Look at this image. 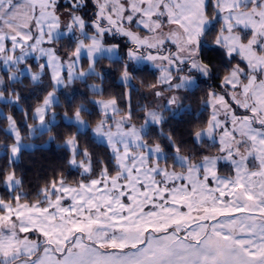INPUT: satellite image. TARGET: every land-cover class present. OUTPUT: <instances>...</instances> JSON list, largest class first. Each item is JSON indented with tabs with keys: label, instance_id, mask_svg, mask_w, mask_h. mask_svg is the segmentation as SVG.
Wrapping results in <instances>:
<instances>
[{
	"label": "snow or ice",
	"instance_id": "6c2138e0",
	"mask_svg": "<svg viewBox=\"0 0 264 264\" xmlns=\"http://www.w3.org/2000/svg\"><path fill=\"white\" fill-rule=\"evenodd\" d=\"M92 5L86 20L80 14L85 0H0V72L7 76L5 81L0 75V102L17 103L21 97L12 85L26 75L39 81L51 68L53 90L35 107L34 123L26 125L30 136L51 132L57 88L90 75L102 79L97 62L120 59L122 46H106L104 38L119 37L128 61L121 81L129 85L139 66L150 63L160 75L147 87L158 98L170 93L163 106L168 111L184 107L171 93L194 91L202 79L220 81L201 100L209 117L191 133L197 149L207 142L218 146V155L185 153L187 141L162 130L167 150L149 143L150 128L166 120L160 105L143 107L137 127L130 106L122 110L116 97L91 101L100 110L92 131L110 149L106 162H94L87 150L80 151L77 135H69L68 166L79 170L80 179L69 183L61 174L34 200L22 191L15 171L0 170V264H264V0ZM61 40H68L63 56L56 47ZM206 48L220 50L219 66L205 59ZM85 56L87 70L79 68ZM30 57L37 73L30 72ZM87 111L81 104L64 119L79 132L87 127L81 115ZM0 117L14 138L5 146L10 169L25 145L14 117L2 111ZM220 162L230 165L228 174H219Z\"/></svg>",
	"mask_w": 264,
	"mask_h": 264
},
{
	"label": "trees",
	"instance_id": "16d2710c",
	"mask_svg": "<svg viewBox=\"0 0 264 264\" xmlns=\"http://www.w3.org/2000/svg\"><path fill=\"white\" fill-rule=\"evenodd\" d=\"M60 3L62 4L61 1ZM85 4L86 7L80 14L88 20L92 15L93 5L90 0H85ZM60 11L63 12L64 9L61 8ZM213 29L214 37L217 27L214 26ZM117 42L120 41L111 40L106 36L104 38V43L107 45ZM120 43L122 45L119 51L120 59L113 58L110 60L107 57H104L97 62L95 71L96 73L102 74V79L98 75H90L83 79H76L67 87L62 86L56 90L59 101L52 109L57 117V121L52 126V131L39 134L34 138H29L28 140L33 139V141L39 145L33 149L22 150L19 159L12 164L10 169L8 168L9 153L5 146L13 143V137L5 133L4 129H6L7 120L0 117V170L15 171L16 175L22 180V191L28 194L29 199L34 200L39 189L61 174H63L69 183H75L80 179L78 170L68 166L69 150L66 146L62 145L63 141L69 135H77L79 149L87 150L92 155L94 162L97 160L106 162L109 159L110 152L107 146L96 142L91 136L89 129L77 132V128L74 124H68L64 120L65 113L70 116L74 114L75 110L81 104H83L88 111L82 112L81 115L88 121L90 126H93L100 117L98 109L93 103H91L94 96L107 99L114 96L118 99L120 108L122 110H127L128 93L130 108L134 114L133 122L140 123L142 121L137 118V114L139 116L143 115L141 108L143 98H141L140 92L141 90L148 89L149 87H147V85L156 84L158 74L153 68L140 65L139 70L135 73L136 79L132 80L130 85H125L119 82L118 78L121 74L123 63L128 62L126 48L123 47L122 42ZM67 44L68 40H61V43L56 46L59 55H64L66 48L63 46ZM221 56L222 53L218 49H205V59H210L212 63L217 66L220 65ZM28 65L32 66L34 69H38L37 63L31 61V59H28ZM81 66L83 68L87 66L86 59H83ZM5 80L7 81L6 75ZM142 81L143 83H141ZM219 83V80L209 79L207 82H204L202 79L199 83V87L194 91H184L182 103L184 107L180 108L174 114L171 112H165V122L160 128L157 126H152L150 128L147 141L149 143H160L167 150L168 141L160 135L162 130L164 134L173 135L174 139L177 141H187V143L182 146V151L185 153H187L189 149L194 151L202 150L205 154L216 151L217 149L213 146L209 147L210 149L208 150L204 149L203 147L205 145L208 146L207 142L202 148L197 149L192 143L191 133L194 130H198L203 122L209 117L210 110L201 107V100L208 91L210 85L215 86ZM95 84L102 88V94H97L91 90V86ZM12 88L15 89L21 99L17 104L6 105L0 103V107L6 114H10L14 117L17 121L21 135L26 139L28 128L24 122L26 121L28 124L34 123L31 119L32 112L35 107L42 102L46 94L53 90V82L47 68H45L39 81L33 82L27 76H24L21 77V82L13 84ZM11 90L12 89L10 88L9 91ZM25 113H27V120ZM51 137H54V139ZM44 143L47 145L42 146L41 144ZM169 163H171V161H169ZM226 166L227 165H221L220 172L222 171V168ZM94 167L97 166L94 164Z\"/></svg>",
	"mask_w": 264,
	"mask_h": 264
},
{
	"label": "rangeland",
	"instance_id": "374dc122",
	"mask_svg": "<svg viewBox=\"0 0 264 264\" xmlns=\"http://www.w3.org/2000/svg\"><path fill=\"white\" fill-rule=\"evenodd\" d=\"M61 2H62V4L64 3V0H60ZM91 1V3H92V0H90ZM88 9V8H87ZM84 10V9H83ZM83 10H82V12H83ZM210 12H211V10H209ZM61 12V11H60ZM62 13V12H61ZM62 19L65 21V22H67L66 21V18H63L62 17ZM215 27H217V30L219 29V27H220V24L219 23H217L216 25H215ZM213 30L214 29H212V31L209 33V35L207 36V42H208V44H211L212 43V41H213V39L212 38H214L213 37V34H214V32H213ZM216 34V33H215ZM215 36V35H214ZM106 37H108L109 39H111V40H118V41H120V42H122L123 43V41L118 37L117 39H113L111 36H106ZM106 46H108L107 44H105ZM111 45V44H110ZM29 59H31V61H34V62H36L37 63V61L35 60V58L34 57H30ZM83 59H86L87 60V58H86V56L85 57H83L82 59H81V61H80V63H79V68L80 69H83V70H87V68H88V60H87V66L85 67V68H83L82 66H81V63H82V61H83ZM40 63H45V59H41L40 60ZM142 65H145V66H148L149 68H153L152 67V65L150 64V63H144V64H142ZM29 66V65H28ZM31 67V68H30ZM29 68H30V72L31 73H33L32 72V69L35 71V70H38V69H34L32 66H30ZM47 67V66H46ZM49 68V67H48ZM156 72H157V74H158V77H159V75H160V72L158 71V69H156V68H153ZM51 71V73H52V70H50ZM0 75H4L2 72H0ZM50 75V74H49ZM62 75H63V77L65 78V81L67 82V76H68V71H67V69H65L64 71H63V73H62ZM30 76V75H29ZM31 77V76H30ZM51 77V76H50ZM4 78H5V75H4ZM84 78V77H83ZM83 78H80V79H83ZM76 80V79H75ZM118 80H119V82H121V83H123V84H125L124 82H122L121 81V74L119 75V78H118ZM6 81V80H5ZM74 81V80H73ZM53 82V81H52ZM131 84V83H130ZM129 84V85H130ZM61 87V86H60ZM60 87H58L57 89H59ZM96 87H100L99 85H97V84H95V85H92L91 86V90L92 91H94V89L96 88ZM184 91L185 90H180V91H178V92H173V93H171V94H175V95H178L180 98H181V102L183 103V97H184ZM95 92V91H94ZM170 93H165L164 94V97H160V98H158V97H156L155 95H154V90H152V89H150V88H148V89H146V90H141V92H140V95H141V98H143V103H142V107L141 108H143V107H145V106H147V107H149V108H151V107H154V106H156V105H160V111L162 112V114H163V116L165 117L166 116V114H165V112H171V113H176L179 109H177L176 108V106H171L172 107V111H168L167 109H165L163 106H164V104L166 103V97L169 95ZM5 95L7 96L8 95V92L7 93H5ZM47 95V94H46ZM56 97H57V94H56ZM57 99H58V97H57ZM98 99H107V98H102V97H96V96H94L93 98H92V101H94V100H98ZM58 101H59V99H58ZM0 103H3V102H0ZM15 104H17V103H15ZM129 106H130V104H129V99H128V93H127V109L129 108ZM95 107L98 109V111H99V113H100V110H99V108H98V106H96L95 105ZM131 109V108H130ZM126 110V109H125ZM0 111H2L3 113H4V116L6 117L7 115H10V114H6L3 110H2V108L0 107ZM34 111V110H33ZM143 113V112H142ZM32 114H33V112H32ZM74 114H72V115H70L69 117H72ZM46 119H51V114H49V116L46 118ZM82 119H84L85 121H87L85 118H83L82 117ZM99 119H100V117H99ZM65 120V119H64ZM57 121V117L55 116V122ZM98 122V121H97ZM96 122V123H97ZM25 123V122H24ZM96 123L93 125V126H90L89 125V123H88V121H87V127H81L80 128V130L79 131H85V130H87V129H89L90 130V134H91V136L94 138V140L96 141V142H98V143H100V144H104V145H106L104 142H102V140L99 138V137H96L95 135H94V133H93V131H92V129L95 127V125H96ZM132 123H135V122H133V120H132ZM143 123V121H141L140 123H135L136 125H137V127H139L140 126V124H142ZM26 125H30V124H28V123H25ZM7 126H8V123H7V125H6V128H7ZM158 128H160L161 127V125H159V126H157ZM77 128V127H76ZM39 135V133L38 134H36V135H32V136H30L29 134H28V131H27V136H26V139L21 135V137H22V143L25 145V147L24 148H22V150H24V149H33V148H35L37 145H39L38 143H36L35 141H33V139L32 140H28L29 138H34V137H36V136H38ZM49 138V137H48ZM13 142H14V138H13ZM42 146H46L47 144H41ZM62 145H64V141H63V143H62ZM214 148H216V149H218V146H213ZM108 148V147H107ZM204 149H210L207 145H205L204 147H203ZM68 149V148H67ZM109 149V148H108ZM21 150V151H22ZM81 152H83L84 150H80ZM202 151V150H201ZM109 152H110V149H109ZM21 153V152H20ZM206 154H212V155H218V150H216V151H212V152H209V153H206ZM19 156H20V154H19ZM19 156H18V158H17V160L19 159ZM221 165H227L226 167H223L222 168V171L220 172V166ZM177 171H180L181 169L180 168H177L176 169ZM10 171H12V170H10ZM231 171V168H230V165L228 164V163H225V162H220V164H219V174H221V175H226V174H228L229 172ZM78 172H79V170H78ZM18 177V176H17ZM18 178H20V177H18ZM21 179V178H20Z\"/></svg>",
	"mask_w": 264,
	"mask_h": 264
},
{
	"label": "crops",
	"instance_id": "0c3cea01",
	"mask_svg": "<svg viewBox=\"0 0 264 264\" xmlns=\"http://www.w3.org/2000/svg\"><path fill=\"white\" fill-rule=\"evenodd\" d=\"M41 59H45V58H41ZM29 67H30V66H29ZM30 68H31V67H30ZM46 68H47V70H48L50 76H52V73H51V71H50L51 68H48V67H46ZM38 71H39V69H38V70H35V71L32 69V72H33V73H37ZM26 76L31 80V77H30L29 75H26ZM31 81H32V80H31ZM33 82H34V81H33ZM35 82H37V81H35ZM61 87H62V86H61Z\"/></svg>",
	"mask_w": 264,
	"mask_h": 264
}]
</instances>
